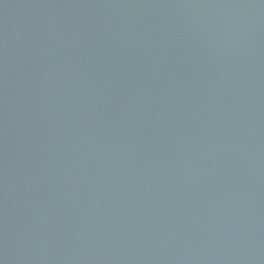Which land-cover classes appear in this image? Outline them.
I'll list each match as a JSON object with an SVG mask.
<instances>
[{"label":"water","instance_id":"95a60500","mask_svg":"<svg viewBox=\"0 0 264 264\" xmlns=\"http://www.w3.org/2000/svg\"><path fill=\"white\" fill-rule=\"evenodd\" d=\"M0 264H264V0H0Z\"/></svg>","mask_w":264,"mask_h":264}]
</instances>
